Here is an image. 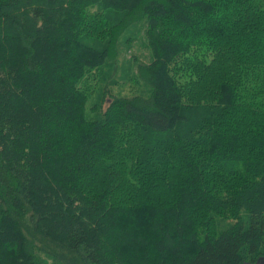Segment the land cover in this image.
<instances>
[{
  "label": "trees",
  "instance_id": "1",
  "mask_svg": "<svg viewBox=\"0 0 264 264\" xmlns=\"http://www.w3.org/2000/svg\"><path fill=\"white\" fill-rule=\"evenodd\" d=\"M0 264H264V0H0Z\"/></svg>",
  "mask_w": 264,
  "mask_h": 264
},
{
  "label": "rangeland",
  "instance_id": "2",
  "mask_svg": "<svg viewBox=\"0 0 264 264\" xmlns=\"http://www.w3.org/2000/svg\"><path fill=\"white\" fill-rule=\"evenodd\" d=\"M131 35V34H129ZM135 56L138 58V60L146 62L149 60L150 55L148 50L143 46L141 38H138L136 40H134L132 38V41H128L126 42L124 39L121 43L120 46V56H119V60H118V73L115 75L114 78L117 79L118 83H116L115 85H109L108 88L111 90V93L114 95H127L129 94V92L133 91V90H137V86L135 85V89H133V84L128 80V78H123V75L127 74V68L128 66H131V64H133V62L129 59L132 60V56ZM83 59H86L87 62L89 63V66L91 68V70H94L90 73H88L86 76L82 70V72H79V70L81 69V67L84 64ZM83 60V61H81ZM101 64V59L99 56L91 53V52H80L77 54L76 56V61H74V73H73V77H72V82L70 84L69 87V93H68V97H67V105L68 108L74 110L76 105L79 103V101L82 100V97L85 98V96H83V93H87V95L90 94V89L91 87H94L93 85L97 82L94 81L93 78V74L95 72V67L96 65H100ZM133 67V65H132ZM89 75V76H88ZM98 78L101 79V71H98L97 73ZM89 77V78H88ZM102 80V79H101ZM100 85V83H99ZM101 86V85H100ZM98 91L96 90V92H94V94L89 95L88 96V103L87 101L85 102V99L83 101V103L81 104L82 106V111H86V114L88 112V106L91 104V102L95 101L98 95Z\"/></svg>",
  "mask_w": 264,
  "mask_h": 264
}]
</instances>
